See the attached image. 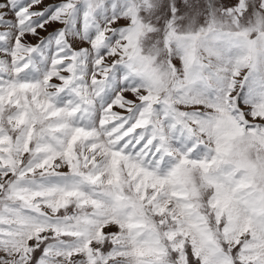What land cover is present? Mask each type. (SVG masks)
<instances>
[{
	"label": "snow or ice",
	"instance_id": "snow-or-ice-1",
	"mask_svg": "<svg viewBox=\"0 0 264 264\" xmlns=\"http://www.w3.org/2000/svg\"><path fill=\"white\" fill-rule=\"evenodd\" d=\"M0 264H264V0H0Z\"/></svg>",
	"mask_w": 264,
	"mask_h": 264
},
{
	"label": "crops",
	"instance_id": "crops-1",
	"mask_svg": "<svg viewBox=\"0 0 264 264\" xmlns=\"http://www.w3.org/2000/svg\"><path fill=\"white\" fill-rule=\"evenodd\" d=\"M47 2H50V0H47Z\"/></svg>",
	"mask_w": 264,
	"mask_h": 264
},
{
	"label": "rangeland",
	"instance_id": "rangeland-1",
	"mask_svg": "<svg viewBox=\"0 0 264 264\" xmlns=\"http://www.w3.org/2000/svg\"><path fill=\"white\" fill-rule=\"evenodd\" d=\"M45 2L47 3V0H45Z\"/></svg>",
	"mask_w": 264,
	"mask_h": 264
}]
</instances>
